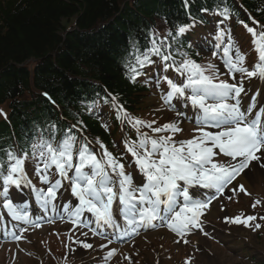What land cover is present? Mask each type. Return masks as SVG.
<instances>
[{"label": "snow or ice", "instance_id": "obj_1", "mask_svg": "<svg viewBox=\"0 0 264 264\" xmlns=\"http://www.w3.org/2000/svg\"><path fill=\"white\" fill-rule=\"evenodd\" d=\"M188 2L184 0L186 8ZM215 14L225 19L230 17L227 7L217 8ZM189 18L191 23L176 25L175 34L169 31L168 36L176 40L193 28L195 20L190 13ZM244 27L252 35L258 55L251 68L246 66V55L233 40L231 31L226 34L223 29L216 33L214 45V54L215 50L222 53L223 73L214 64L202 66L187 58V53H180L185 59L177 63L171 51L163 50L172 47L166 43L168 37L158 42L155 33L152 34L150 48L143 53L138 49L131 53L134 62L129 63V79L133 83L143 75L144 67L154 63L152 56L160 57L165 72L171 68L183 77L181 83H176L164 75L162 80L167 83L168 91L161 93V99L173 108L172 101L176 100L193 109L191 119L197 125L194 131L198 133L191 139L176 140L175 135L183 131L177 121L153 127L156 121L148 122L131 116L112 96L117 120L131 125L137 133L135 140L125 138L123 141L126 153L133 158L130 164L136 168L135 184L133 173L126 172L125 165L121 163L122 156H114L102 143L99 155L87 142L77 148V137L72 128L64 133L59 143H56L53 134L31 146L32 158L37 162L36 175L46 187L37 188L25 172L27 152L18 155L8 151L7 161L0 159V197L4 198L0 204V227H3L5 237L11 235L13 240L19 241L23 233L28 231L27 227H20L19 232L14 228L9 233L6 225H3L5 211L12 221L33 228L42 227L40 218L31 217L29 204L24 201L14 204L8 198L11 187L22 193V186L34 193L35 200L44 212L53 214L44 218L47 222L54 223L56 218L66 219L74 228H87L94 236H103L104 230H111L113 235L105 237L108 244L113 242V238L122 240L135 237L141 229L166 227L181 238L191 234L194 228L202 230L201 217L211 203L223 195L225 189L249 169L253 161L260 162V166L264 167V105L257 109L256 99L261 91L258 88L246 105L241 95H248L244 87L245 78L264 82V25L260 26L259 32L247 24ZM202 46H206V42ZM221 75H227L233 82L220 79ZM160 83L161 78L157 77V87ZM177 115L187 118L183 111L177 112ZM102 126L108 130L107 125ZM142 128L161 135H150L149 132L141 131ZM221 157L227 159L221 160ZM53 176L56 178L52 179ZM65 184L70 188L75 204L72 200L59 205L56 203L57 193L61 189L68 191ZM229 191L245 192V189L243 185H238ZM228 198L231 199V195ZM258 203L260 201H256L253 207ZM86 213L89 215L86 216ZM255 219V216L224 217L226 223L245 226ZM255 227L261 225L256 224ZM82 235L87 236L88 233L83 232ZM69 239L85 249L92 248V244L85 241L73 240L71 236ZM176 242L179 243V240ZM117 253V248H111L105 260ZM125 259L130 260V257Z\"/></svg>", "mask_w": 264, "mask_h": 264}, {"label": "trees", "instance_id": "obj_2", "mask_svg": "<svg viewBox=\"0 0 264 264\" xmlns=\"http://www.w3.org/2000/svg\"><path fill=\"white\" fill-rule=\"evenodd\" d=\"M243 4L264 17V0ZM223 7L233 11L231 0H189L187 8L184 0H0V108L6 106L11 122L0 121V159L6 162L14 140L24 153L32 137L55 134L57 140L69 128L78 140L82 132L107 142L86 110L100 100L111 110L110 95L131 112L139 108L141 90L129 79L131 53L150 48L155 33L158 42L168 37L172 47L163 50L179 57L191 33ZM189 13L196 27L173 40L169 31L191 23ZM75 22L78 31L64 39ZM31 59L33 72L15 67Z\"/></svg>", "mask_w": 264, "mask_h": 264}, {"label": "rangeland", "instance_id": "obj_3", "mask_svg": "<svg viewBox=\"0 0 264 264\" xmlns=\"http://www.w3.org/2000/svg\"><path fill=\"white\" fill-rule=\"evenodd\" d=\"M225 33L227 34L228 31H231V35L233 40L238 44L240 50L242 51L239 38L234 34L231 25L225 24ZM222 28L220 27H214L211 30L210 37L206 38L203 37L200 40L197 41L196 48L204 52L206 55L210 56V59L215 61V64L219 66L220 71L223 73L225 71L224 65L221 59L222 53L219 50H215L214 54V45L216 44L215 35L216 33ZM251 38V42L253 43V37L249 33ZM225 40L227 41V35L225 36ZM206 42V46L204 45ZM248 42V41H247ZM257 61V58H256ZM202 62L207 66L210 64L207 57L202 59ZM252 60H249L246 62V66L250 67L254 64H251ZM171 70V68H169ZM152 74L150 75V81L151 85L154 84V89L152 90V94H154V97L151 95L149 97L148 101L149 104L144 108L141 109V113L150 112L151 114H154L156 116H159V121L156 122L153 127L160 126L164 124V119L172 113H175L174 109L170 107L168 104H165L164 101L161 99V93L167 92L168 87L166 86L165 82L161 79L162 84L160 89L157 88L156 85V78L160 77L162 73H159V70L157 68V64L155 65L154 69L151 70ZM174 75L170 73V75H167L169 78H172L176 83H181L183 80V77L179 76L176 72L171 70ZM221 78L224 80H227L229 83H232L233 81L227 76ZM163 77V76H162ZM239 79V76L237 77ZM255 78H253L251 81H249L247 78L244 80V87L248 95L252 91L254 93L256 90L262 86V84L254 83ZM144 107V105H143ZM174 121V120H173ZM181 122V119L179 118L178 123ZM197 127L196 124L190 123L187 128H183V130L188 131L186 133L191 134H180L181 132L177 133L175 135L176 140H187L191 139L193 135H198V133H194V129ZM141 131L146 132L149 131L150 135H161V134H153L151 131L147 128H142ZM164 135H167V133H163ZM118 139H114L115 144L118 143L121 144V146L124 145L123 141L125 138L129 140H135L137 138V134L132 133L131 135L125 136V131L123 130L122 134H118ZM124 148V147H123ZM99 154L101 153V150L99 148L96 149ZM116 156V155H115ZM123 156L120 154L117 157ZM224 157H221L220 159L223 160ZM132 159V158H131ZM122 161V159H121ZM36 161L35 165L33 167V173L35 172L36 168ZM125 170L127 172H136L135 165L130 164L129 166H125ZM259 174H251L250 177L247 178V181L245 183L244 189L245 192L237 191L235 193H231L229 189L236 188V184H232L228 187V192L226 194L220 195L217 199H215L209 208L207 209L205 215L202 217V224H205L206 221L213 223L214 225L218 226V224H225L222 226V230L220 233L217 234L215 241H208L204 240L205 235L197 234L198 242H202L203 245L198 248V250L195 248V251L191 250L187 255V262L190 264H258V263H264V237L262 239L257 238V234L259 233V229L256 230L255 225L259 224V220H261V217H264V173L260 172ZM135 175H133L134 177ZM37 177V176H36ZM136 180V177L134 178ZM231 195V199L228 197ZM256 201H260V203L256 204L255 207H253V204ZM3 203V200L2 202ZM223 207V210L221 208ZM2 210V209H0ZM247 217V216H255L256 219L253 221H249V226H245L244 224H236V223H226L224 220V217ZM12 225L15 224V221H12L8 217H3V224ZM42 224L41 228H33L27 225H24L22 227H27L28 231L23 233V238L19 241H15L12 238L2 239L0 238V264H34V261L32 259H29L27 253L33 254V248L40 247L39 242H36V238L38 236H41V238L50 236L52 237L55 235H67L62 230L59 232H53L52 234L47 235L46 230H50L49 226L47 225V222H40ZM8 225V226H9ZM250 226H253L251 234L246 235L243 232L244 228H248ZM30 228V229H29ZM57 229V228H55ZM19 232V230H18ZM72 234V233H70ZM195 236L193 235L189 239H194ZM62 242V241H60ZM105 245V244H102ZM56 247L52 244L48 245V250L52 252L54 263L59 264L60 259L57 255H54ZM100 250H103L108 253L110 250L108 247H100ZM126 249L127 251H133L130 246H122V249L117 253L116 258L118 260H105V257L100 260L103 261L105 264H114L117 262H120L123 260L126 256H124L123 250ZM26 250H29L26 253ZM8 252V254H7ZM137 252V251H136ZM156 249H148L145 251H142V255L138 256L136 259L129 264H184L183 261H180V259L185 255L184 251L179 250L175 253L173 251L172 257H167V254H157ZM250 255V256H248ZM71 256L73 260H80V255L78 253H71ZM50 255L45 256H39L37 257L39 260V263L41 264H54L53 262H48V258ZM160 257V258H159ZM252 258V259H248ZM100 259V258H99ZM250 260V261H249ZM98 261V259L96 260ZM95 261V262H96ZM113 261V262H112ZM181 263H180V262ZM185 261V262H186ZM252 261V262H251Z\"/></svg>", "mask_w": 264, "mask_h": 264}, {"label": "bare ground", "instance_id": "obj_4", "mask_svg": "<svg viewBox=\"0 0 264 264\" xmlns=\"http://www.w3.org/2000/svg\"><path fill=\"white\" fill-rule=\"evenodd\" d=\"M261 102L262 103H264V93L263 94H261ZM185 110H188V113H187V115L188 116H193V109H191L190 107H187ZM255 114V110H254V112H253V115ZM172 117V116H171ZM255 163V161H253V163L252 164H254ZM247 173H249V172H247ZM245 174V176H244V178L242 179V181L243 182H246V179L248 178V177H250V175L251 174ZM40 214H42V216H45L43 213H40ZM39 216V215H38ZM41 217V216H40ZM162 234H164V236H165V238H170L171 236L170 235H168L167 233H165V232H159L156 236H162ZM185 249V248H184ZM159 253H161V252H159ZM119 264H127L126 263V261H124V262H121V263H119Z\"/></svg>", "mask_w": 264, "mask_h": 264}]
</instances>
